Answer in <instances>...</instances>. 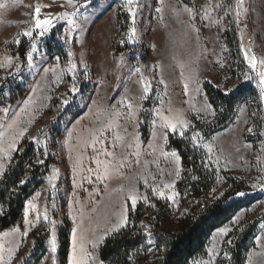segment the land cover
<instances>
[{
	"label": "rangeland",
	"instance_id": "1",
	"mask_svg": "<svg viewBox=\"0 0 264 264\" xmlns=\"http://www.w3.org/2000/svg\"><path fill=\"white\" fill-rule=\"evenodd\" d=\"M53 5L61 6V13L50 18L52 26L41 36L35 8ZM262 60L264 0L242 5L240 0H133L131 5L127 0H0V177L24 139L52 159L43 182L25 200L20 220L0 229V264H60L59 232L66 223V264L74 257L78 264H105L99 257L102 241L125 215L128 220L138 202L167 201L172 215H181L188 199L177 191L181 152L168 145V135L191 127L219 170L211 197L239 187L241 179L252 200L211 232L205 252L189 264H215L225 237L248 222L257 224L245 264H261ZM206 85L226 94L246 87L228 122L208 136L199 125L211 123L216 110ZM164 117L177 127H166ZM41 160L39 155L36 161ZM29 177L27 170L21 180ZM142 226L149 228L146 221ZM39 237L45 253L35 261Z\"/></svg>",
	"mask_w": 264,
	"mask_h": 264
},
{
	"label": "trees",
	"instance_id": "2",
	"mask_svg": "<svg viewBox=\"0 0 264 264\" xmlns=\"http://www.w3.org/2000/svg\"><path fill=\"white\" fill-rule=\"evenodd\" d=\"M61 10L59 5L43 7L39 16L55 19ZM25 47L26 42L20 52L21 56L24 55ZM245 88L241 85L226 94L206 85L216 117L206 126L199 125L203 135L208 136L228 122L238 101L245 96ZM250 92L254 100L259 98L256 89L251 88ZM183 133H169L168 145L181 152L182 171L177 181V191L188 198L186 210L175 217L167 201L155 199L153 202H138L129 209L127 226L107 235L102 241L99 257L105 264H189L193 258L205 252L211 232L252 200L246 192L248 188L244 180L237 178L234 180L239 182V187L227 190L221 197L212 198L219 180V170L202 146L193 140L192 127ZM39 155L42 160L37 162ZM42 155L30 139H24L14 152L7 169L0 177V204L3 206L0 229L20 220L25 200L43 182L52 159ZM27 170L30 171V177L28 181L21 183ZM238 192L245 193L244 197H235ZM144 221L149 227L148 232L142 226ZM256 224L248 222L234 228L225 237L215 264H245L246 253L253 244ZM59 235V262L66 264L69 248L68 223L61 227ZM43 253L45 241L39 237L33 252L35 261Z\"/></svg>",
	"mask_w": 264,
	"mask_h": 264
},
{
	"label": "snow or ice",
	"instance_id": "3",
	"mask_svg": "<svg viewBox=\"0 0 264 264\" xmlns=\"http://www.w3.org/2000/svg\"><path fill=\"white\" fill-rule=\"evenodd\" d=\"M127 2H128V5H131L133 3V0H127ZM69 3H71V0H69ZM240 4L241 5L243 4V0H240ZM129 11H132V9L130 8ZM185 11L191 12L192 10L191 9H185ZM39 12H40V7L37 6L35 8V13L37 14V18L35 20V26H36V28H42L43 29V31H41L39 33L41 36H43L45 34V32H47L48 29L52 26V20L50 18H48V19H40L39 18ZM61 18H63V17H61ZM67 23H68V25H70L72 27H75V21L72 18H68ZM130 31L134 33V29H132ZM24 35L30 36V35H32V33L31 32H25ZM18 42L19 41H17V43ZM256 63L257 62H256L255 57H252L251 60H250V64H251V66L253 68L256 67ZM260 63L261 64H264V60L260 61ZM72 68L74 69L75 68V65H73ZM136 71L139 72L140 69L137 68ZM259 76H260V82H261V96L264 97V71L260 72L259 73ZM245 79H248V77L246 76ZM185 88H187V85H185ZM72 91H76V89L73 87L72 88ZM144 91L147 92L148 91V88L145 87ZM64 103L67 104L68 101L65 100ZM207 107L208 108H211V105H207ZM128 108L129 109L132 108V104L131 103L128 104ZM118 115H119V113H118ZM163 119L167 122L166 125H165L166 127H169V128H172V129H175L177 127V125L175 123H172L171 121H168V118L167 117H164ZM180 123L183 125L184 128H187L188 125L186 123H184L183 121H180ZM247 130H248V132H252V128H248ZM25 131H26V129H25ZM183 134L184 133L181 131L180 135H183ZM21 135H23V133H21ZM166 138L167 137H166V134H165V139ZM195 138L196 137H193V140H195ZM12 147L15 148V144H13ZM248 147H250V145ZM105 154L108 155V156H112L113 155L112 152H107V150H105ZM173 155H175V154H173ZM97 163L99 164L100 161H97ZM106 175H107V167H105V172H104V176H106ZM104 176H100L98 178L99 179H103ZM21 183H24V181H21ZM252 187L255 188L256 185L254 184ZM261 187L264 188V185H261ZM158 195L161 196V197H163L164 196V193L163 192H159ZM237 195L238 196H243V195H245V193H242L241 192V193H237ZM170 198H172V197H170ZM130 199L132 201V204L135 205V203H136L135 196L130 197ZM145 199H146V197H145ZM25 215H27V213ZM38 219H39V217H38ZM44 219L45 220L48 219L47 214H45ZM126 226H127V216L125 215L124 218H123V220L121 221V223L116 228H113L112 231L113 232L119 231L122 227H126ZM220 231L223 232V233H227L228 232V229H221ZM145 232H148V230L145 229ZM148 234L150 235V233H148ZM24 235H27V232H25ZM229 243H230V241H229ZM73 244H74V250H75V236L73 237ZM51 248H52V251L53 252L56 251V240H55V236H53V238L51 240ZM209 251L211 252L212 249H209ZM225 255H227V253H225ZM54 264H55V262H54ZM72 264H78V262L75 259V257L73 258Z\"/></svg>",
	"mask_w": 264,
	"mask_h": 264
},
{
	"label": "bare ground",
	"instance_id": "4",
	"mask_svg": "<svg viewBox=\"0 0 264 264\" xmlns=\"http://www.w3.org/2000/svg\"><path fill=\"white\" fill-rule=\"evenodd\" d=\"M117 181H118V180H117ZM263 247H264V246H263ZM263 249H264V248H263ZM263 249H262V250H263ZM260 255H261V260L259 259V260H260V263H261V264H264V252H261ZM259 258H260V256H259ZM261 261H262V262H261Z\"/></svg>",
	"mask_w": 264,
	"mask_h": 264
}]
</instances>
